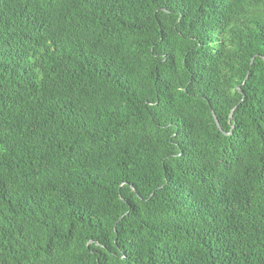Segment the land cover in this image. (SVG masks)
Returning <instances> with one entry per match:
<instances>
[{
	"label": "trees",
	"instance_id": "16d2710c",
	"mask_svg": "<svg viewBox=\"0 0 264 264\" xmlns=\"http://www.w3.org/2000/svg\"><path fill=\"white\" fill-rule=\"evenodd\" d=\"M263 57L264 0H0V264H264Z\"/></svg>",
	"mask_w": 264,
	"mask_h": 264
},
{
	"label": "water",
	"instance_id": "95a60500",
	"mask_svg": "<svg viewBox=\"0 0 264 264\" xmlns=\"http://www.w3.org/2000/svg\"><path fill=\"white\" fill-rule=\"evenodd\" d=\"M263 59H264V57H263ZM251 65H252V63H251ZM248 78V76L246 77V79ZM211 111H212V114H213V117H214V120H215V122H216V124H217V127L222 131V129H221V127H220V124H219V122H218V119H217V117H216V115H215V113H214V111H213V109L211 108ZM231 117H233V112L231 113V115H230ZM89 246V245H88Z\"/></svg>",
	"mask_w": 264,
	"mask_h": 264
}]
</instances>
